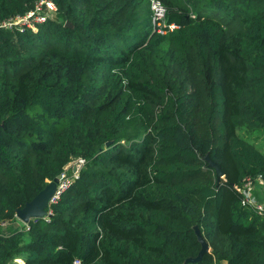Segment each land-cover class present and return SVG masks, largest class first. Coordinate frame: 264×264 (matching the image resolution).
I'll list each match as a JSON object with an SVG mask.
<instances>
[{"label":"trees","instance_id":"1","mask_svg":"<svg viewBox=\"0 0 264 264\" xmlns=\"http://www.w3.org/2000/svg\"><path fill=\"white\" fill-rule=\"evenodd\" d=\"M37 1L0 0V21ZM51 1L35 32L0 29V264H264L238 191L264 193L238 135L264 133V0H161L165 35L148 0ZM78 159L49 221L19 224Z\"/></svg>","mask_w":264,"mask_h":264},{"label":"built area","instance_id":"2","mask_svg":"<svg viewBox=\"0 0 264 264\" xmlns=\"http://www.w3.org/2000/svg\"><path fill=\"white\" fill-rule=\"evenodd\" d=\"M153 32L165 35L178 28L174 23H168L167 8L161 0H148ZM56 13V7L51 0H39L34 3L33 7L26 11L23 15H16L0 21V29L9 31L23 32L25 30L36 31L37 27L47 20L51 19ZM72 164L71 173L67 174V168ZM84 165L83 160H74L65 168V171L59 175L58 183L51 196L48 198L45 215L40 218H32L31 221L43 219L48 222L52 214L51 206L56 204L63 192L79 177V170ZM263 186V182L259 175L254 177H245L238 187L241 197V206L252 209L255 213L264 217V195L257 194V189ZM27 227V224H24ZM73 264H80L75 260Z\"/></svg>","mask_w":264,"mask_h":264},{"label":"water","instance_id":"3","mask_svg":"<svg viewBox=\"0 0 264 264\" xmlns=\"http://www.w3.org/2000/svg\"><path fill=\"white\" fill-rule=\"evenodd\" d=\"M68 26V24H66ZM109 143H106L108 146ZM204 160L208 163V166L213 168L215 171L216 178L223 177V172L219 166L213 163L208 157ZM59 176H57L51 183H49L41 192H39L28 204L22 209L15 211V217H17L23 224H28L32 218H40L45 215V207L48 198L53 193L56 184L58 183ZM197 241L200 244V250L195 258L188 259L189 262L195 263L201 261L202 257L209 253V246L207 242L201 237L200 233L196 231Z\"/></svg>","mask_w":264,"mask_h":264},{"label":"rangeland","instance_id":"4","mask_svg":"<svg viewBox=\"0 0 264 264\" xmlns=\"http://www.w3.org/2000/svg\"><path fill=\"white\" fill-rule=\"evenodd\" d=\"M194 80H197L198 86H200L202 89L205 88V86L203 85V83L199 79H196L194 77L192 81H194ZM189 89L191 91H193L194 90V86L191 85L189 87ZM205 96H206V94H205ZM238 135L240 137H243L244 140H246V142L251 143V144H253L255 146L257 145V147L259 148V150L264 151V133H251V134H246V131H244L243 129H240L238 131ZM71 167H72V164L67 168V174H70L71 173ZM16 220H17V222L19 224L23 225V223L20 222V220L17 217H16ZM209 252H210V247H209Z\"/></svg>","mask_w":264,"mask_h":264},{"label":"crops","instance_id":"5","mask_svg":"<svg viewBox=\"0 0 264 264\" xmlns=\"http://www.w3.org/2000/svg\"><path fill=\"white\" fill-rule=\"evenodd\" d=\"M256 147H257V145H256ZM258 148V147H257ZM262 152H264V151H262ZM261 194V195H264V193H263V188H262V186H260L258 189H257V194ZM221 264H226L225 262H223V263H221Z\"/></svg>","mask_w":264,"mask_h":264}]
</instances>
